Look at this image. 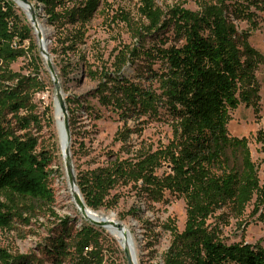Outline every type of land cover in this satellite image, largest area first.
<instances>
[{"label":"trees","instance_id":"obj_1","mask_svg":"<svg viewBox=\"0 0 264 264\" xmlns=\"http://www.w3.org/2000/svg\"><path fill=\"white\" fill-rule=\"evenodd\" d=\"M31 1L55 30V52L65 56L66 65L56 63L60 77L85 65L86 75L98 80L95 91L100 103L124 122L117 139L132 155L77 172L88 206L114 210L121 195L113 191L120 185H132L137 194L147 196L149 208L165 201L169 192L184 199L187 218L183 230L171 218L162 224L171 236L162 264H264V246L228 244L208 222L218 211L243 217L252 203L256 213L264 206L260 166L248 139L231 136L228 130L231 111L256 98L259 64L250 32L237 22L253 21L257 11L264 13V0H202L199 10L176 5L167 11L156 0H140L142 22L136 28L128 14L120 18L144 42L150 35L161 38L166 31H172L174 42L162 37L158 44L121 49L111 65L102 62L95 68L81 46L102 0ZM27 55L31 72L15 71L13 63ZM139 58L144 66L137 79L127 77L124 68ZM43 71L46 67L28 17L18 13L14 0H0L1 228L22 215L20 201L53 205L56 200L51 186L54 157L40 141L44 128L54 122L51 106L36 100L47 87ZM85 99L66 98L72 137L77 108L85 107ZM142 116L169 123L172 139L156 149H137L128 143L137 131L128 122ZM258 139L264 148L262 131ZM141 210L136 206L127 213L141 220ZM69 221L62 220V229L46 245V257L11 255L0 247V264H107L104 229L84 221L72 231ZM145 222L148 229L153 226Z\"/></svg>","mask_w":264,"mask_h":264},{"label":"rangeland","instance_id":"obj_2","mask_svg":"<svg viewBox=\"0 0 264 264\" xmlns=\"http://www.w3.org/2000/svg\"><path fill=\"white\" fill-rule=\"evenodd\" d=\"M156 1L159 7L165 11L176 5L191 10H199L202 2V0ZM140 6V0H102L98 14L89 26L86 43L81 46L82 52L87 55L94 68L100 66L102 62L111 65L121 49L144 44L147 46L154 43L158 44L162 37L169 39V43L174 42L172 31L162 33L161 38L150 35L145 38V42L137 37L133 27L136 28L142 22L139 13ZM18 13L27 17L26 12L19 5ZM37 13L40 23L45 28L46 41L54 66L60 75V67L56 66V63L66 65L65 56L60 51L55 52V30L47 24L42 9ZM126 14L129 15L133 27L128 26L120 18ZM256 14L257 16L253 21L237 22L241 30L250 32V44L258 53L259 64L255 71L256 98L252 104L241 102L231 111L228 130L231 136L248 139L253 159L260 166L259 174L261 183L264 185V148L263 143L258 139L260 131L264 134V13L257 11ZM113 16L116 17L115 22L111 20ZM254 21L256 24L253 25ZM37 44L39 48L38 41ZM143 63L142 59H137L135 65L129 64L124 68V74L127 77L137 79L136 76L144 66ZM77 66L66 76L60 77L66 98L68 96L86 97V101H83L85 107L77 108L74 124L75 135L72 137L71 143V147H74L72 156L76 172L107 165L117 156L128 157L132 155L126 153L122 142L117 139V132L122 129L124 122L119 118L118 113L100 103L95 91L98 80H92L86 75L85 65ZM12 67L15 71L31 72L30 57L28 55L20 57L18 61L13 63ZM41 75L47 83V87L36 95V100L39 101L40 105L51 106L54 122L50 128H44L40 135V141L42 146L50 149L54 157L53 168L56 172L52 176L51 186L56 200L53 205L22 200L19 202V211L22 212V215L15 216L7 227H0L1 248L11 255L23 254L32 258L46 257L44 249L47 244H50L52 237L62 229L63 219L70 220L67 227L72 231L86 221L75 203L72 204V200L68 197L67 188L65 189L62 185L64 166L62 165L63 159L61 158L59 134L55 120L54 99L56 90L47 67ZM97 113L100 114V117H95ZM128 125L137 129L128 142L135 145L137 149H156L160 145L167 144L173 137L169 123L150 119L146 116L135 121L130 120ZM115 192H119L121 195L117 207L114 210L101 209L98 211L115 212L119 219L129 227L137 250L139 264H162V254L168 249L171 239L170 232L165 230L162 224L171 218L176 221L180 230L184 229L187 218L184 199L166 192L165 201L155 202L152 205L154 208H149L147 196L137 194L136 188L132 185H120L113 191V193ZM136 206H140L142 209L140 212L141 220L127 213ZM254 208L253 203L249 205L243 217H234L227 210L218 211L208 222L211 228H218V235L228 244L244 241L253 244L259 243L264 246V206L257 213L254 212ZM220 214L223 215L219 216ZM147 220L153 222V226L149 229L146 227L145 221ZM100 228L104 229L107 235L105 242V247L108 248L106 252L107 264H112L113 261L116 264H128L123 247L117 239L106 228ZM65 264L72 263L68 261Z\"/></svg>","mask_w":264,"mask_h":264},{"label":"bare ground","instance_id":"obj_3","mask_svg":"<svg viewBox=\"0 0 264 264\" xmlns=\"http://www.w3.org/2000/svg\"><path fill=\"white\" fill-rule=\"evenodd\" d=\"M16 3L24 9V11L27 14V17L29 18V6L26 5L22 0H16ZM32 26L34 28V34H35L37 41L39 43V47L42 48L51 57V54L49 52L48 42L46 41V32L44 31L45 30L44 25L42 23H40V21H38L37 24H32ZM54 104H55L54 105V107H55V120H56V124H57V130H58V134H59V145H60V149H61L60 152H61V158L63 159L62 165L64 166V168H63V171H64L63 180H64V182L62 185L64 186L65 189L67 188L66 190L68 191V197L72 200V202H73L72 204L75 203L76 207L78 208L76 202L73 199L72 187L69 183V177H68L67 169H66V165H65L66 148L68 147V145H71V144L68 140L67 133L64 129L63 113H62V111L59 108V105L57 103V96L56 95H55V99H54ZM80 197L82 198V200L84 199V197L81 193H80ZM87 213L93 218L106 221V225L104 226V228H106L107 231L115 239H117V241L119 242L121 247L128 246L130 248V251H131V254H132L134 261L136 262V264H139V261L137 258V250H136L135 245H134V239H133V236L131 234V231H130L129 227H127L125 225V223L119 219V217L117 216V214L115 212L105 213V212H99V211H96V210L90 208V209H88ZM118 225H122L123 229L118 227Z\"/></svg>","mask_w":264,"mask_h":264},{"label":"water","instance_id":"obj_4","mask_svg":"<svg viewBox=\"0 0 264 264\" xmlns=\"http://www.w3.org/2000/svg\"><path fill=\"white\" fill-rule=\"evenodd\" d=\"M14 1L16 2V0H14ZM22 1L26 5L29 6V18H28L29 21L32 24H37L39 19H38V13H37V9L35 7V3L31 0H22ZM39 52H40V55L42 56V58L46 64L47 69L49 70V72L52 76V80H53L54 87L56 90L57 103H58L59 108L61 109V111L63 113L64 129L67 133L68 140L71 144L72 143V131H71V126H70V114H69V110H68L66 97L64 95L63 86H62V83L60 81V75L58 74V71H57L56 67L54 66V62H53L52 58L50 57V55H48L40 47H39ZM65 165H66L67 174L69 177V183L72 187L73 199L76 202V204H77L79 210L81 211L83 217L86 219V221H88L92 225H95L98 227H104L106 225V221L91 217L87 213L88 209H90L91 207L88 206L85 199L82 200V198L80 197L81 190H80V187L78 184V177H77L76 168H75V165L73 162L71 145H68V147L66 148ZM118 227L123 229L122 225H118ZM123 250L125 253L127 263L128 264H136V262L134 261V259L132 257L130 248L128 246H124Z\"/></svg>","mask_w":264,"mask_h":264}]
</instances>
